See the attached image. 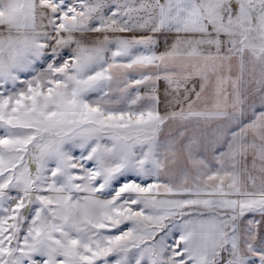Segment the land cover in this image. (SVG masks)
<instances>
[{"label":"snow or ice","instance_id":"1","mask_svg":"<svg viewBox=\"0 0 264 264\" xmlns=\"http://www.w3.org/2000/svg\"><path fill=\"white\" fill-rule=\"evenodd\" d=\"M0 264H264V0H0Z\"/></svg>","mask_w":264,"mask_h":264}]
</instances>
